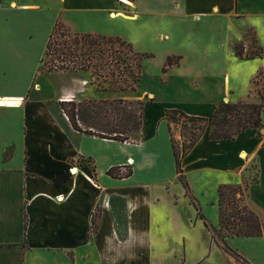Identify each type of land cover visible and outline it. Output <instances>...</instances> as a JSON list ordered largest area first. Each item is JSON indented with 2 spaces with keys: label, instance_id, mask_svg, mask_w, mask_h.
<instances>
[{
  "label": "crops",
  "instance_id": "0c3cea01",
  "mask_svg": "<svg viewBox=\"0 0 264 264\" xmlns=\"http://www.w3.org/2000/svg\"><path fill=\"white\" fill-rule=\"evenodd\" d=\"M48 1L0 0V264H264V235L227 237L237 259L212 233L219 229L218 188L243 185L254 175L257 182L249 184L245 201L264 217V111L259 130L247 129L233 140H211L206 129L182 158L191 196L212 229L197 216L178 181L168 127L176 141L181 135L175 123L163 119L166 109L209 118L221 102L246 100L254 87L252 79L260 70L264 73V0H115L126 5L130 15L115 11L114 0H93L94 4L60 0V6ZM143 15L149 26L162 17L159 23L173 30L170 35L158 23L159 34L143 32L149 43L195 47L191 64L186 54L169 52L167 57H179L178 64L166 72H162L165 62L161 67L162 82L169 78L180 86L170 87L166 101L152 98L144 105L140 135L134 141L123 143L74 130L67 134L45 102L36 100L37 82L48 75H80L59 88L56 100H139L153 94L99 90L86 73L37 71L55 22L75 33L115 36L101 30L102 21L139 20ZM27 27L33 30L27 32ZM196 29L200 32L192 42L190 33ZM249 32L261 58L235 55L236 45L247 46ZM207 36L217 39L218 50H209ZM25 46H33L36 61L40 59L37 70L36 63L25 66ZM132 47L137 51L135 44ZM148 55L143 62L154 57ZM244 75L252 86L238 98ZM127 165L131 170L127 178L107 174ZM111 196L126 201L125 241L114 229ZM98 203L93 230L91 216Z\"/></svg>",
  "mask_w": 264,
  "mask_h": 264
},
{
  "label": "trees",
  "instance_id": "16d2710c",
  "mask_svg": "<svg viewBox=\"0 0 264 264\" xmlns=\"http://www.w3.org/2000/svg\"><path fill=\"white\" fill-rule=\"evenodd\" d=\"M127 1L135 2L136 0ZM238 45L234 48L236 57L240 59L262 57L261 49L257 45L259 53L245 57H243V49H239ZM149 57L151 55L135 51L130 43L120 37L75 33L60 21H56L49 34L40 63L42 71L46 73H86L89 75L90 84L95 85L99 90L135 91L139 87L143 61ZM178 60L179 57H167L162 72L177 65ZM151 101L152 98L147 102L125 99L56 100L48 101L46 106L53 120L67 134L70 130H74L88 136L124 143L140 135L142 111L144 105ZM263 111L261 103L238 101L217 104L209 118L189 116L178 109H166L164 112L163 119L167 122L183 120L189 124L190 138L187 142L176 141L168 127L175 171L178 181L183 185L186 195L197 211V216L204 220L208 229L212 228L201 215L183 176L182 158L201 139L207 128L211 140H233L247 129L259 130L262 128ZM107 174L113 178H127L131 175V170L127 166L124 173H120V169L117 168L108 170ZM256 182L257 178L254 177L250 182L240 186L222 185L218 188L219 229H212V233L217 234L215 239L222 249L236 258H238L237 254L226 244L227 237L264 235V217L251 211L245 201L249 184ZM109 206L115 232L120 241H125L127 237L125 198L111 196ZM99 212L98 203L91 216L93 230L96 229ZM26 225L25 222V228Z\"/></svg>",
  "mask_w": 264,
  "mask_h": 264
},
{
  "label": "rangeland",
  "instance_id": "374dc122",
  "mask_svg": "<svg viewBox=\"0 0 264 264\" xmlns=\"http://www.w3.org/2000/svg\"><path fill=\"white\" fill-rule=\"evenodd\" d=\"M8 0H4L6 3ZM32 1H37V0H30ZM84 3L87 4H94L95 1L93 0H81ZM50 5L54 6H60L61 1L60 0H49L48 1ZM120 2V1H119ZM117 2L114 0V10L115 11H120L123 12L127 15H130V9L126 7L122 2ZM40 3V1H38ZM101 4L106 5L107 3L101 2ZM127 9L126 10H124ZM162 17L159 18V20ZM148 18L143 15L139 20H131V18L128 17H121L117 19H105L103 24L104 27L101 28L102 31L106 32H111L115 33L113 35L119 36V37H124L126 40L132 43V45H136L138 49H136L139 52L146 53V54H152L154 57L146 62H143L142 64V71H141V79L139 82V87L137 88V95H141L143 92L145 93H152L153 97H150L148 95H143L142 98H139L140 101L147 102L150 98H155L156 101H166V96H168L167 91L170 90V87L174 86H180V82L177 80L169 82V78H165V82L163 83L161 80V77L163 76L161 74V67L163 63L165 62V59L168 55L169 52H182L181 54H186V62L187 64L192 63L191 59V52L195 51V47L191 44H171L169 46H165V44L162 43H149L146 38V36L143 35V32L149 33L151 32V35L153 33L159 34L162 30H157V24L160 22L159 20L156 21V25L152 24V27L149 26L148 22L146 21ZM35 21V20H34ZM162 21V19H161ZM9 22H18L16 20H9ZM22 23L26 24H31L32 22L29 20H23L20 21ZM36 22V21H35ZM165 23V21H164ZM160 26L168 28L170 35H172L173 30L169 27H166L163 24H160ZM107 28V29H106ZM33 30V28L27 27V32ZM200 30L196 29L190 33V41L196 42V38L198 37ZM164 35V34H163ZM246 41L244 43L247 45L246 47H242L241 45H238L239 49H243V57L245 56H251L259 53V49L256 46L254 42V38L252 34L249 32L247 33ZM217 40L214 36H207L206 40L210 45L209 50L215 51L218 50V46L214 43L215 40ZM165 41L167 39L164 38ZM169 42V41H168ZM167 42V43H168ZM211 51V52H212ZM24 64L27 68H30L34 63H36V70L40 66L39 60L38 62L36 61L35 55H34V49L33 46H25L24 47ZM42 64L39 68V72H41L44 75H47L46 72L42 71ZM248 71V70H247ZM243 73L246 75V68L243 70ZM245 75L241 78L240 84L238 85L237 89V94L238 98L241 97L248 89L251 88V84L245 80ZM34 76V75H33ZM80 75H62L59 73H53L52 75H48L45 77V79L42 82H37L36 78L34 80V84L37 82L39 83V90L35 93L36 94V100L38 102H45L44 104L47 105L46 103L48 101H56V97L58 95V90L60 87H63L64 84L66 83L69 78H74V77H79ZM38 77V76H37ZM252 83L254 85L252 92L250 95L246 98L244 101H249L252 103H261L262 106H264V73L260 70L258 74L256 75L255 78L252 79ZM58 86L57 89L55 87ZM95 86V85H93ZM96 87V86H95ZM108 95L112 96L110 92L107 93ZM237 98V99H238ZM168 101V100H167ZM173 101V100H171ZM175 127L178 129L180 135H181V141L184 142L189 140L190 138V129H189V124L183 120H180L178 122H174ZM208 129V128H207ZM135 138L129 139L130 141H134ZM255 173H253L254 175ZM255 176V175H254ZM254 176L249 180L251 181ZM248 181H244L246 183ZM209 224V223H208ZM210 225V224H209ZM222 233V232H221ZM214 238L217 239V234L215 233Z\"/></svg>",
  "mask_w": 264,
  "mask_h": 264
},
{
  "label": "built area",
  "instance_id": "2783aa9c",
  "mask_svg": "<svg viewBox=\"0 0 264 264\" xmlns=\"http://www.w3.org/2000/svg\"><path fill=\"white\" fill-rule=\"evenodd\" d=\"M127 166H129V165H127ZM127 166H125V167H123V168H121L120 169V173H124V172H126V168H127ZM237 259H239V258H237ZM241 260V259H240ZM242 262V261H241ZM242 264H244V262H242Z\"/></svg>",
  "mask_w": 264,
  "mask_h": 264
},
{
  "label": "bare ground",
  "instance_id": "6f19581e",
  "mask_svg": "<svg viewBox=\"0 0 264 264\" xmlns=\"http://www.w3.org/2000/svg\"><path fill=\"white\" fill-rule=\"evenodd\" d=\"M120 1L126 2L127 0H120Z\"/></svg>",
  "mask_w": 264,
  "mask_h": 264
}]
</instances>
